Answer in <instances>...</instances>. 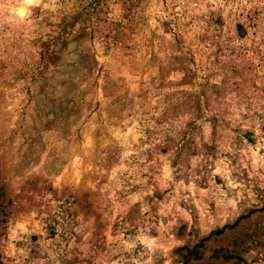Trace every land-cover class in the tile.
I'll list each match as a JSON object with an SVG mask.
<instances>
[{"label": "rangeland", "instance_id": "374dc122", "mask_svg": "<svg viewBox=\"0 0 264 264\" xmlns=\"http://www.w3.org/2000/svg\"><path fill=\"white\" fill-rule=\"evenodd\" d=\"M0 264H264V0H0Z\"/></svg>", "mask_w": 264, "mask_h": 264}, {"label": "bare ground", "instance_id": "6f19581e", "mask_svg": "<svg viewBox=\"0 0 264 264\" xmlns=\"http://www.w3.org/2000/svg\"><path fill=\"white\" fill-rule=\"evenodd\" d=\"M19 13L21 14V15H25L26 14V8L23 6V7H21V8H19Z\"/></svg>", "mask_w": 264, "mask_h": 264}]
</instances>
